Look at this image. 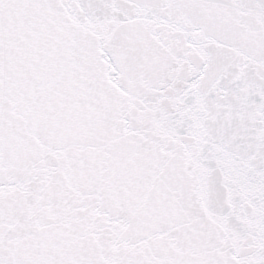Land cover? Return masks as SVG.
Wrapping results in <instances>:
<instances>
[{
    "label": "snow or ice",
    "instance_id": "1",
    "mask_svg": "<svg viewBox=\"0 0 264 264\" xmlns=\"http://www.w3.org/2000/svg\"><path fill=\"white\" fill-rule=\"evenodd\" d=\"M0 264H264V0H0Z\"/></svg>",
    "mask_w": 264,
    "mask_h": 264
}]
</instances>
